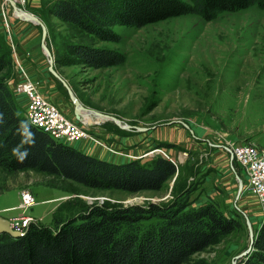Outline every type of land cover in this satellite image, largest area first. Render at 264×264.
Returning <instances> with one entry per match:
<instances>
[{
	"label": "rangeland",
	"instance_id": "obj_1",
	"mask_svg": "<svg viewBox=\"0 0 264 264\" xmlns=\"http://www.w3.org/2000/svg\"><path fill=\"white\" fill-rule=\"evenodd\" d=\"M53 1L27 0L18 7L44 24L57 76L49 71L41 47V26L19 18L10 2L2 5L0 0V78L21 114L27 115V96L18 84L29 82L83 129L86 136L72 143L83 152L142 164L162 156L177 171L157 191L130 193L87 187L33 169L10 172L0 165V216L13 223L27 219L28 225H51L94 203H166L188 188L193 206L213 200L227 213L237 211L241 227L193 253L187 264H239L236 256L250 242L246 217L255 235L264 205L246 190V173L230 160L227 149L232 143H250L264 150V10L250 6L220 12L209 21L188 14L141 28L116 24L111 29L120 41L113 42L95 39L52 15ZM19 23L34 28L33 40L23 37L27 28ZM68 43L113 48L124 53L125 61L102 68L70 62ZM35 53L41 54L38 63ZM68 87L83 107L115 117L120 126L95 114L89 115L91 121L83 120L84 112L77 119ZM236 175L242 182L238 197ZM25 193L31 196L29 204Z\"/></svg>",
	"mask_w": 264,
	"mask_h": 264
},
{
	"label": "trees",
	"instance_id": "obj_2",
	"mask_svg": "<svg viewBox=\"0 0 264 264\" xmlns=\"http://www.w3.org/2000/svg\"><path fill=\"white\" fill-rule=\"evenodd\" d=\"M257 6L264 0H54L50 13L101 41L119 42L111 27L141 28L194 14L205 21L220 12ZM70 62L102 68L121 65L124 53L109 47L68 43ZM3 57L0 58V67ZM235 164V163H234ZM0 165L10 172L33 169L93 188L136 193L159 190L177 171L168 158L147 163L110 161L83 152L31 124L0 78ZM188 188L166 203L109 206L94 203L53 224L31 222L22 234L0 233V264H187L216 238L241 227L239 214L213 201L193 206ZM239 264H264V220L252 250Z\"/></svg>",
	"mask_w": 264,
	"mask_h": 264
},
{
	"label": "built area",
	"instance_id": "obj_3",
	"mask_svg": "<svg viewBox=\"0 0 264 264\" xmlns=\"http://www.w3.org/2000/svg\"><path fill=\"white\" fill-rule=\"evenodd\" d=\"M4 4L13 1L17 6H22L27 0H2ZM15 14V12H13ZM16 15V14H15ZM17 16V15H16ZM23 90L27 99L28 121L48 133L51 137L64 143L72 144L86 136L83 129L67 119L53 104L38 93L32 83L19 82L18 91ZM230 158L244 170L247 176L246 190L259 197L264 205V150H259L250 143H232L228 146ZM24 202L29 204L31 196L23 195ZM28 225L27 219L22 222H10L11 228L23 232Z\"/></svg>",
	"mask_w": 264,
	"mask_h": 264
},
{
	"label": "water",
	"instance_id": "obj_4",
	"mask_svg": "<svg viewBox=\"0 0 264 264\" xmlns=\"http://www.w3.org/2000/svg\"><path fill=\"white\" fill-rule=\"evenodd\" d=\"M10 4L12 5V8H13L15 14L19 18L24 19L26 21L33 22L34 24H38V25L41 26V28H42L41 47H42V50L45 53V55L49 58V71L52 72V74H56V76H57V73L53 69V62H52L51 53L48 50L47 45L45 43L46 29H45L44 24L41 22V20L38 17H36L35 15L30 14L28 12H25L20 7H18L13 1H10ZM67 90H68L69 96H70V98H71V100H72V102L74 104V113H75V116H76L77 119H79L80 115H83V114H81V112L82 113L84 112V114L90 113V114H95L96 116L97 115H101V116L105 117L106 119H113L120 126L119 121L115 117L109 116L107 114L99 113V112H97L95 110L83 107L79 103L78 99L73 95V93H72V91L70 90L69 87L67 88ZM140 130H143V129L140 128ZM230 160L232 161V158H230ZM231 166H232V162H231ZM236 178H237L238 183H239L237 196H236V197H238L239 194L241 193V190H242V182H241V179L237 175H236ZM246 223H247V227H248L250 242H249L248 248L246 250H244L242 253H240L239 255H237L236 258L241 257L242 255L248 253V251L250 250V248L252 246V242H253V239H254V237H253L254 234L252 232L251 225H250V222H249L247 217H246ZM0 233H7V234H9V235H11L13 237H17V236H20L22 234V232H19L17 230H14L13 228H11L10 220L5 218V217H3V216H0Z\"/></svg>",
	"mask_w": 264,
	"mask_h": 264
},
{
	"label": "crops",
	"instance_id": "obj_5",
	"mask_svg": "<svg viewBox=\"0 0 264 264\" xmlns=\"http://www.w3.org/2000/svg\"><path fill=\"white\" fill-rule=\"evenodd\" d=\"M18 26L20 27V28H23V27H26L27 28V32H25V33H23L22 35H23V37H25L27 40H33L34 38V36H35V31H34V28H32V27H29V26H24V25H22V24H18ZM40 55L41 54H39V53H35L34 54V56H38V57H36V59H34L35 61H37V63L38 62H40L42 59H41V57H40ZM74 146V145H73ZM75 147L76 148H78L79 149V146L77 145H75ZM226 149V148H225ZM228 150V152H229V149H227ZM227 150H226V153H228L227 152ZM228 156L230 157V154L228 153ZM229 185V184H228Z\"/></svg>",
	"mask_w": 264,
	"mask_h": 264
},
{
	"label": "bare ground",
	"instance_id": "obj_6",
	"mask_svg": "<svg viewBox=\"0 0 264 264\" xmlns=\"http://www.w3.org/2000/svg\"><path fill=\"white\" fill-rule=\"evenodd\" d=\"M89 115H91L90 113H88L87 115H85V117L83 116V120H88V119H90L89 118ZM100 117V119H104L105 117H103V116H99ZM106 119V118H105ZM88 121H91V120H88Z\"/></svg>",
	"mask_w": 264,
	"mask_h": 264
}]
</instances>
